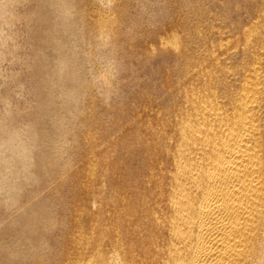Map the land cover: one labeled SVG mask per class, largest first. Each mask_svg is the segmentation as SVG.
<instances>
[{"label":"bare ground","instance_id":"6f19581e","mask_svg":"<svg viewBox=\"0 0 264 264\" xmlns=\"http://www.w3.org/2000/svg\"><path fill=\"white\" fill-rule=\"evenodd\" d=\"M95 1L38 0V126L24 142L14 126L0 131V264H102L113 251L123 264H264V0H248L246 18L208 33L183 13L189 1L178 30L149 35L165 97L140 108L130 100L123 115L109 106L117 115L108 127L92 105L110 81L97 71L94 84L84 68L100 59V44L112 43L107 60L124 45L117 6L108 13ZM81 89L83 119L70 124ZM68 135L82 153L79 171L62 160ZM74 184L80 190L67 188Z\"/></svg>","mask_w":264,"mask_h":264},{"label":"rangeland","instance_id":"374dc122","mask_svg":"<svg viewBox=\"0 0 264 264\" xmlns=\"http://www.w3.org/2000/svg\"><path fill=\"white\" fill-rule=\"evenodd\" d=\"M126 1L98 0L95 1L96 3L94 2L97 7L99 6L98 8L102 6L101 9L103 10L104 8V12L105 11L108 12L107 10H109L108 13H111L113 11L115 13V9L117 6L118 13L116 15H118L117 16L118 29L116 31L118 38L116 39H118L119 41L118 49L120 48L119 45L121 46L122 42H123L122 45H124V47H122L123 49L122 48L119 49V51L115 54V58H111V59L108 58V60H110L109 62L107 60V56H105V52H107L108 49L112 48V43L100 44L101 42H99L100 45L99 47H97V51L99 52V56L101 57L100 59L96 60L98 66L96 65V61H94L95 63L94 65H92L93 62L92 61L91 63H86L85 64L86 66L84 68L85 73L89 75L90 80L92 79L91 81L94 84H96V82L98 83L99 81L97 71L105 72L107 78L110 81V86L107 85L106 86L98 85L99 87L97 86V92H95L94 100H99L101 102L98 103V101H96L97 103L96 104L93 100L94 106L92 105L93 112L96 111V109L98 111V112L96 111V113L94 112L96 115L103 112L102 114L104 118L108 120L105 121L106 123L105 126L107 125V127L109 126L108 124L110 122L112 123L111 119H113L114 121L115 119L114 114L117 115V112L115 111L112 112L113 114L110 113V115L113 116L109 115V113L107 112L109 110V106L110 109L112 108L115 110L119 109L118 107H120L121 109L123 108L122 110L123 112L126 110L127 107H129L130 105L129 103H131V101L134 105H137L140 108L141 106L143 107L144 103L147 102L149 98L152 97L163 98L167 93L168 84L165 81L166 73L163 70H160V67L163 63L161 62L160 58H158V55H148L147 52V50H149V45L151 44V40L149 38L150 34H153L155 32L162 33L170 26L178 30L176 23L180 20L179 18H181V15H183V13L185 12L187 17L189 16L192 18V19L190 18V21L192 23L198 21L196 18L199 16L198 19L199 21H201L200 24H202L201 27L204 33H208L211 28L212 30L218 28L217 27L218 25L219 27H221L219 29L222 30L224 25L229 26L230 23L232 24L233 21H236L235 19L246 18L245 15H247V12L252 11L254 9L253 8L254 2L248 0L245 1L243 0L242 2L241 0H236V1L223 0L224 2L220 0L219 3L218 0L216 1L176 0L177 2L174 0H165V1L126 0ZM189 1L190 2L192 1L191 3L193 4V6L191 5L189 6L190 4ZM230 1L232 4L230 3ZM16 2L19 5H21V7L19 8L21 15L19 16L18 20L14 23L12 27H8L4 25L3 22H0V131L5 129L6 126L7 127L14 126L17 129L20 138L24 142L26 140V130H28L29 127H31L32 125L33 126L35 125L34 128H37L38 126L37 124L33 123L34 122L33 110L34 108L37 107V104H39V99L37 98L38 95L35 94L37 87H36V83L33 82L32 75L35 74V68L33 66L34 54L36 52L37 45L41 46L42 36L40 34L41 26L38 21V12H39L37 6L38 0H16ZM99 2L102 5H100ZM163 2L165 3L163 4ZM82 4L80 2V7L84 5ZM185 4L187 6H185ZM203 4L205 6H203ZM232 5H233V9L231 7ZM171 6L174 12L171 10ZM121 7H123V9L125 8L124 12L121 9ZM182 7H188L190 10L187 9V11H185L186 10L185 9L181 14L180 11L182 10ZM191 7L193 8V10ZM216 7H218V9ZM212 11H215V13L214 12L212 13ZM241 12H243L244 14L242 15ZM216 16L218 17V19L216 18ZM130 17L133 19L135 18L137 20V24H134L132 21H129L127 19ZM225 17L229 20H227ZM221 18H223L222 20L224 22H222ZM79 19L80 18L76 19V23L74 25L75 30H78L79 27L81 26V19L80 20ZM165 19H167L168 22L167 20L165 21ZM172 19L174 20V23ZM207 22L209 25L207 24ZM216 22L219 24L217 25ZM211 24L213 25L212 27ZM152 28L154 29V32ZM142 40H144L143 41L144 44L142 43ZM126 42H130L131 45L130 49L126 48L127 46ZM141 43L143 44L142 50L140 47ZM155 50L158 51V48L155 47ZM87 51H92V49L88 48ZM123 52L126 54H124ZM98 61L100 62V64ZM110 63L111 65H108ZM87 65H89L90 67L89 66L87 67ZM105 87L112 88L113 91L110 93L107 91L105 92ZM136 87L139 88L136 89ZM93 89L95 91V87H93ZM82 90L83 89H81L80 91L81 94L75 92V96H76L75 97L76 99L74 98L75 101L71 99L72 102L71 103L72 107H70L71 115H68V117L66 118V120L70 124H78V122L83 119L81 107L86 101L84 102L82 100H84L83 98L86 97L85 100L88 101L89 98L88 95L86 96L84 94L85 90H83L84 92ZM139 90L140 91L142 90V97H143L142 99L136 98L137 94L140 92ZM133 92L135 93L137 92V94ZM126 96L128 97L126 98ZM117 100L118 103L120 104L118 106H116ZM117 111L119 112V110ZM124 113L125 112H123L122 115ZM80 134L81 133H77L78 138H75V140L78 139V142H76L77 145L81 143L80 142L81 139L79 137ZM72 137L73 135H68L67 137L68 143L67 146H65L66 148L65 152L62 154V160L70 159L71 163L72 161L75 162L73 163L75 164L73 165V168H76L79 171L80 169H82V166L80 165L81 163L80 159L82 157V153L80 151H79L80 155L77 152L75 153L74 147L73 146L71 147V145H73ZM31 160L32 162H35L36 158L32 157ZM67 188H71L77 191L80 188V186L74 184L73 186L70 185V187ZM36 191L38 190L36 189L35 192ZM4 207L5 206H2L0 208V219L1 218L5 219L7 211L6 209H4Z\"/></svg>","mask_w":264,"mask_h":264},{"label":"clouds","instance_id":"9594fccd","mask_svg":"<svg viewBox=\"0 0 264 264\" xmlns=\"http://www.w3.org/2000/svg\"><path fill=\"white\" fill-rule=\"evenodd\" d=\"M19 5L16 0H0V22L4 25L12 27L21 15ZM102 264H123L122 257L119 252L113 251L107 255L100 254Z\"/></svg>","mask_w":264,"mask_h":264}]
</instances>
